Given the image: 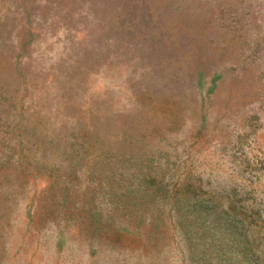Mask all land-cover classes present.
<instances>
[{
	"label": "rangeland",
	"instance_id": "1",
	"mask_svg": "<svg viewBox=\"0 0 264 264\" xmlns=\"http://www.w3.org/2000/svg\"><path fill=\"white\" fill-rule=\"evenodd\" d=\"M0 264H264V0H0Z\"/></svg>",
	"mask_w": 264,
	"mask_h": 264
}]
</instances>
